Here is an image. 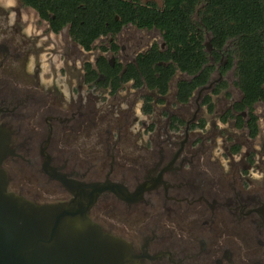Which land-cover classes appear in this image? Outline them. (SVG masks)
<instances>
[{"label": "flooded vegetation", "instance_id": "1", "mask_svg": "<svg viewBox=\"0 0 264 264\" xmlns=\"http://www.w3.org/2000/svg\"><path fill=\"white\" fill-rule=\"evenodd\" d=\"M124 1L163 7V0ZM20 2L36 13L49 36L60 39L36 34L41 27L26 33L22 24L11 23L0 1V136L9 148L2 166L8 191L37 204L93 195L90 219L126 242L141 264H264V182L253 176L259 169L255 154L240 150L244 142L237 133L235 149L224 146L216 154L218 139L226 142L231 132L216 133L215 122L209 131L206 126V117L214 115L232 131L256 138L258 117L249 108L238 109L242 92L238 101L217 109L213 98L225 86L212 77L208 90L201 92L204 86L181 103L178 85L192 76L176 70L162 95L131 69L154 48L166 50L160 29L129 23L86 48L72 37V25L56 30L50 19ZM130 27L158 32L161 44L143 50L135 38L117 43ZM103 38H110L109 47L99 54ZM62 51L69 62L80 63L74 84L62 83ZM220 53L223 77L228 55ZM196 93L203 97L204 114L198 104L191 111ZM251 114L257 118L255 137Z\"/></svg>", "mask_w": 264, "mask_h": 264}, {"label": "trees", "instance_id": "2", "mask_svg": "<svg viewBox=\"0 0 264 264\" xmlns=\"http://www.w3.org/2000/svg\"><path fill=\"white\" fill-rule=\"evenodd\" d=\"M22 2L42 18L50 19L56 30L72 25V37L86 48L100 36L117 33L129 23L141 29H160L166 50L154 48L139 58L137 68L131 69L140 71L148 87L158 89L162 95L167 94L176 70L192 76L191 82L178 85L181 103L208 86L221 59L220 52L228 55V64L220 68L222 73L236 60V85L243 95L238 109L249 108L252 112L255 105L264 103V0H163L162 8L124 0ZM208 41L213 49L211 55L207 52ZM101 69L104 71L103 66ZM210 102L207 97L205 103ZM256 120L251 114V137L258 133ZM239 126L243 127L242 121Z\"/></svg>", "mask_w": 264, "mask_h": 264}, {"label": "water", "instance_id": "3", "mask_svg": "<svg viewBox=\"0 0 264 264\" xmlns=\"http://www.w3.org/2000/svg\"><path fill=\"white\" fill-rule=\"evenodd\" d=\"M206 47L211 50L209 41ZM8 154V142L0 136V264H141L126 242L90 219L93 195L37 204L10 193L2 167Z\"/></svg>", "mask_w": 264, "mask_h": 264}, {"label": "rangeland", "instance_id": "4", "mask_svg": "<svg viewBox=\"0 0 264 264\" xmlns=\"http://www.w3.org/2000/svg\"><path fill=\"white\" fill-rule=\"evenodd\" d=\"M2 1L3 7L11 13L10 15V21L11 23H17L22 24L23 28L26 33L30 34L34 30H36L38 27H41L40 31L36 30V34H43V37H45L46 40L49 38L52 39H60V37L55 36H49L47 29H45V25L43 22H41L36 15V13L26 8L22 5L20 0H0ZM158 5L162 4V0H154ZM128 38H135L136 40H140L142 42V49H147L152 43H158L161 44V36L158 32H147V31H137L135 28H128L123 31L121 36H119L118 39H116L117 43L120 45L125 44L126 39ZM121 39V40H120ZM68 40V32L65 30L62 33V48L63 45L66 44ZM109 40L110 38H103L100 39L97 42V47L100 48L99 54H101L104 50L108 49L109 47ZM101 52V53H100ZM97 52H95L96 54ZM106 56L107 60H110L112 58V55L109 53L104 54ZM86 54H82V60H85ZM227 60V57L225 58ZM66 60L68 61V65L66 63ZM69 59L64 56V53L62 51V83H65L67 85L74 84L75 80L74 77L78 76L77 70H80V63H77L75 65L73 58ZM116 60H118V57H116ZM223 64H228V61L226 62L224 60ZM221 64H217V71L213 75V81H216L217 84L225 85V88H221V93L213 98V104L216 105L217 109L221 108H227L233 101H238L241 97V91L237 87V75H236V60L232 62L231 68H229L226 72L223 74V77L219 73V67ZM76 66V67H75ZM180 78V75H178L177 78H175V81L173 83V88L175 89L176 81ZM216 85V84H215ZM203 97L201 98L198 93L195 95V99L193 102V107L191 108V111H196L197 106L200 105L202 108L201 112L204 114L206 112V107H202ZM198 104V105H197ZM194 109V110H193ZM253 113L258 117V124H259V133L256 138H250L248 139L247 136L244 135V131H237L231 130V127L229 124H226L224 122H221L218 117L214 115H209L206 117L207 121V128L208 131L211 130V124L212 122H215L216 125V133L221 132L224 130V134L229 136L227 131L231 132V135L226 139V142H224L222 139H218V148L215 149V153L222 152L224 149V146H230V150L235 149L236 141L234 140L233 135L237 133L241 138L244 144L238 145L240 147V150L242 152L245 151H253L256 157L257 165L259 169L257 171H254L253 174H259L260 178L256 179L259 183L264 182V104L259 103L255 106L253 109ZM137 114L140 116V118H144L141 113H139V110H137ZM191 117V116H190ZM147 118V117H146ZM224 119V118H223ZM222 133V132H221ZM249 140V141H248ZM248 141V142H247ZM228 160L227 157L223 158L222 162L226 164V161Z\"/></svg>", "mask_w": 264, "mask_h": 264}, {"label": "clouds", "instance_id": "5", "mask_svg": "<svg viewBox=\"0 0 264 264\" xmlns=\"http://www.w3.org/2000/svg\"><path fill=\"white\" fill-rule=\"evenodd\" d=\"M253 176H254V178H256V179H259V178H260L259 174H253Z\"/></svg>", "mask_w": 264, "mask_h": 264}]
</instances>
